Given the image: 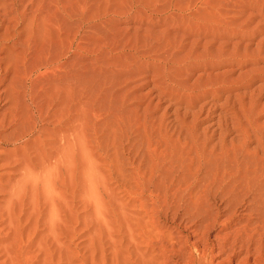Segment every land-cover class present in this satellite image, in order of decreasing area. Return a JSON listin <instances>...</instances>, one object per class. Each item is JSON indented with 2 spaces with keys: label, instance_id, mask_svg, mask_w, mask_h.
Returning a JSON list of instances; mask_svg holds the SVG:
<instances>
[{
  "label": "rangeland",
  "instance_id": "obj_1",
  "mask_svg": "<svg viewBox=\"0 0 264 264\" xmlns=\"http://www.w3.org/2000/svg\"><path fill=\"white\" fill-rule=\"evenodd\" d=\"M0 264H264V0H0Z\"/></svg>",
  "mask_w": 264,
  "mask_h": 264
},
{
  "label": "bare ground",
  "instance_id": "obj_2",
  "mask_svg": "<svg viewBox=\"0 0 264 264\" xmlns=\"http://www.w3.org/2000/svg\"><path fill=\"white\" fill-rule=\"evenodd\" d=\"M217 10V9H216ZM210 13V12H209ZM211 14V13H210ZM173 17V16H172ZM205 17V16H204ZM185 18V17H184ZM198 18V17H197ZM196 19V18H195ZM214 19V18H213ZM215 22V21H214ZM175 24V23H174ZM221 24V23H220ZM191 25V24H190ZM217 25V24H216ZM215 25V26H216ZM223 25V24H222ZM220 27V26H219ZM212 28V27H211ZM217 28H218V25H217ZM215 29V28H214ZM219 29V28H218ZM215 30H217V29H215ZM169 32V31H168ZM215 32V31H214ZM230 33H232V32H230ZM228 36H229V34H227ZM212 36H214V34L212 35ZM218 37H219V34L217 35ZM216 36V37H217Z\"/></svg>",
  "mask_w": 264,
  "mask_h": 264
}]
</instances>
